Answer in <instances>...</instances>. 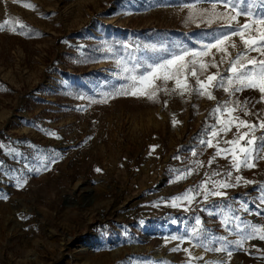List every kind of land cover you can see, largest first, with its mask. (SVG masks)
I'll return each instance as SVG.
<instances>
[{"label":"rangeland","instance_id":"rangeland-1","mask_svg":"<svg viewBox=\"0 0 264 264\" xmlns=\"http://www.w3.org/2000/svg\"><path fill=\"white\" fill-rule=\"evenodd\" d=\"M252 2L258 6V0ZM189 3L194 0H0V24L23 23L28 33L0 31V197H7L0 198V264H187L183 248L190 244L170 237L190 231L197 215L211 234L236 238L220 224L222 215H209H230L225 203L237 208L235 199L210 198L216 207L208 211L195 202L191 211L171 206V199L201 182L205 172L228 170L230 162L219 157L209 166L215 149L199 144L206 125L215 122L212 110L228 94L214 89L216 99L210 100L160 92L153 101L113 90L125 83V66L199 49L222 31L199 18L189 21ZM195 8L211 4L201 0ZM233 40L242 47L239 37ZM108 92L113 98L106 103L91 102ZM238 95L255 103L260 93ZM253 111L264 116V102L255 103ZM173 118L179 121L175 126ZM195 160L204 166L175 181V173ZM36 168L41 171L30 170ZM236 174L257 183L229 188V197L246 199L256 211L264 160ZM239 214L264 225V214ZM177 244L180 250L173 252ZM232 251L230 260L201 247L192 254L209 264H264V241H246L244 250Z\"/></svg>","mask_w":264,"mask_h":264},{"label":"snow or ice","instance_id":"snow-or-ice-1","mask_svg":"<svg viewBox=\"0 0 264 264\" xmlns=\"http://www.w3.org/2000/svg\"><path fill=\"white\" fill-rule=\"evenodd\" d=\"M200 2L201 0H194V3L187 5L189 8L188 20L194 21L199 18L201 23L208 26L214 23L218 24L222 30L219 34L213 36L210 42L201 44L199 49L183 48L157 62L147 64L137 62L131 67L125 66L123 68L126 73L123 77L125 83L119 86L113 85L115 95L146 98L153 101L158 98L160 92L174 93L182 97L185 94H197L210 100L216 99L213 95L214 89H222L228 94V99L218 103L212 110L211 115L215 122L206 125V129L199 139L200 145L208 149H215L214 155L207 161L208 165L211 166L219 157L230 162L228 170L205 172L201 182L174 196L171 199V206L191 211V206L195 202L198 205L206 206L202 210L208 211L209 208L216 207L210 198H220L224 201L235 199L238 202L237 208H232L225 203V207L229 208L230 215L224 214L223 211H209V215H222L223 219L220 224L226 231L235 232L236 238L230 240L224 235L211 234L204 226L201 217L195 216V226L190 231L186 230V234L183 236L173 235L170 237L172 241L180 243L187 241L190 244V247L183 248L188 257L187 264H192L193 260L209 264V261L205 260L203 256H193L192 250L196 247L204 248L205 251L225 253L230 260L233 255L232 248L244 250L246 241H264V225L249 221L239 214L241 212L253 216L264 214V186L259 188V202H253L256 211L250 210L249 202L246 199L240 200L239 196L231 198L226 191L229 188L241 186V184L244 186L256 184L257 182L246 179L242 175L233 176V172L239 173L242 169H253L257 167V161L264 160V116L253 111L255 103L264 102V0H258V6L252 0H204L211 4V8L197 11L195 5ZM24 7L35 9L36 6L26 3ZM218 8H222L223 11ZM241 17L244 18V23H240ZM26 27L23 23H11L5 19L0 24V31L9 29L13 33L28 34L23 31ZM233 37H239L242 47H238ZM229 48L235 50L234 55L229 51ZM213 49L215 52L212 51ZM253 52L257 55H250ZM216 54H220L219 62L216 60ZM209 57L211 59H205ZM117 63H122V61H117ZM225 64L228 65L227 68H223ZM210 68H214L216 71L209 73ZM202 76L203 79H201ZM189 78L195 80V86L190 83ZM169 82L173 83L171 89L167 87ZM245 90L258 91L260 93L259 100L255 103L249 98L241 100L238 94ZM111 98H113V94L108 92L99 101L91 102L106 103ZM166 105L167 101H165ZM241 113L244 117L255 116L256 119L253 121L241 118ZM178 123L179 121L173 118V126ZM233 128H235L233 138L224 139V136L232 132ZM258 131L259 135H257ZM49 134L55 136L54 132ZM0 147L3 146L0 145ZM152 150H155V146L152 147ZM192 155H198L195 149L192 150ZM175 159H179V157H175ZM55 162V159L51 160V163ZM203 166L202 161H193L192 167L183 171L178 170L175 173V181L186 179ZM44 167L47 168V165ZM30 170L41 171L40 168ZM95 170L102 171L100 168ZM16 186L23 187V184L17 181ZM244 195L247 197V193ZM197 197H202V200H197ZM0 198L7 199L6 196ZM173 223L176 221L174 220ZM193 240H196V243H192ZM171 250L179 251L180 244ZM256 250L261 251L260 249ZM228 260H219L212 264H228Z\"/></svg>","mask_w":264,"mask_h":264},{"label":"trees","instance_id":"trees-1","mask_svg":"<svg viewBox=\"0 0 264 264\" xmlns=\"http://www.w3.org/2000/svg\"><path fill=\"white\" fill-rule=\"evenodd\" d=\"M90 52H91V49L88 48V49L86 50V52H85V55H86V56H89ZM69 55H71V54H69Z\"/></svg>","mask_w":264,"mask_h":264},{"label":"water","instance_id":"water-1","mask_svg":"<svg viewBox=\"0 0 264 264\" xmlns=\"http://www.w3.org/2000/svg\"><path fill=\"white\" fill-rule=\"evenodd\" d=\"M85 204V203H84ZM84 204H81V205H84Z\"/></svg>","mask_w":264,"mask_h":264},{"label":"bare ground","instance_id":"bare-ground-1","mask_svg":"<svg viewBox=\"0 0 264 264\" xmlns=\"http://www.w3.org/2000/svg\"><path fill=\"white\" fill-rule=\"evenodd\" d=\"M86 264H89V263H86Z\"/></svg>","mask_w":264,"mask_h":264}]
</instances>
